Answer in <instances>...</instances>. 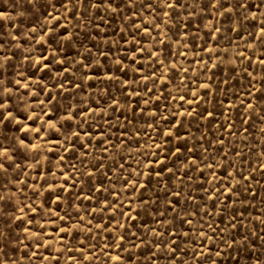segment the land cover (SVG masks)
<instances>
[{
  "label": "rangeland",
  "instance_id": "1",
  "mask_svg": "<svg viewBox=\"0 0 264 264\" xmlns=\"http://www.w3.org/2000/svg\"><path fill=\"white\" fill-rule=\"evenodd\" d=\"M0 105V264H264V0H0Z\"/></svg>",
  "mask_w": 264,
  "mask_h": 264
},
{
  "label": "snow or ice",
  "instance_id": "2",
  "mask_svg": "<svg viewBox=\"0 0 264 264\" xmlns=\"http://www.w3.org/2000/svg\"><path fill=\"white\" fill-rule=\"evenodd\" d=\"M168 7H173V5L169 4ZM3 105H0V107H2ZM249 107H251V105H249ZM37 131H39V129H37ZM76 135H78V133H76ZM0 167H3V165H0ZM143 187V185H142Z\"/></svg>",
  "mask_w": 264,
  "mask_h": 264
}]
</instances>
